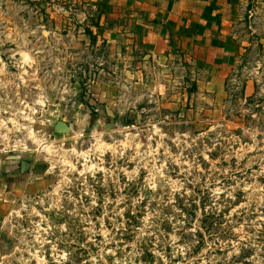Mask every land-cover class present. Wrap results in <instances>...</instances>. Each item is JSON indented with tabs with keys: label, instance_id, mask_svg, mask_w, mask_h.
Segmentation results:
<instances>
[{
	"label": "rangeland",
	"instance_id": "374dc122",
	"mask_svg": "<svg viewBox=\"0 0 264 264\" xmlns=\"http://www.w3.org/2000/svg\"><path fill=\"white\" fill-rule=\"evenodd\" d=\"M197 24L0 0V264H264V0Z\"/></svg>",
	"mask_w": 264,
	"mask_h": 264
},
{
	"label": "crops",
	"instance_id": "0c3cea01",
	"mask_svg": "<svg viewBox=\"0 0 264 264\" xmlns=\"http://www.w3.org/2000/svg\"><path fill=\"white\" fill-rule=\"evenodd\" d=\"M78 1V0H75ZM86 3H97L98 5L112 10L117 7L132 9L142 8L152 17H159L160 20L166 23H171L172 29L180 30L182 26L193 25L199 26L197 20L205 11L207 0H79ZM205 23L203 20L201 21ZM209 35H217L208 28ZM193 35H201L196 31ZM159 35H165L162 31ZM220 35H225L224 31Z\"/></svg>",
	"mask_w": 264,
	"mask_h": 264
},
{
	"label": "trees",
	"instance_id": "16d2710c",
	"mask_svg": "<svg viewBox=\"0 0 264 264\" xmlns=\"http://www.w3.org/2000/svg\"><path fill=\"white\" fill-rule=\"evenodd\" d=\"M101 25H99V27H100ZM102 26H104V25H102ZM245 87H243V89H244ZM242 93V96L244 95V90H243V92H241ZM250 101H252V100H254V102H255V108H256V110H258V111H262V109L264 108V94L263 95H261V96H259V94H257V92L255 93V95H253V96H251V97H249L248 98ZM259 106V107H258Z\"/></svg>",
	"mask_w": 264,
	"mask_h": 264
}]
</instances>
